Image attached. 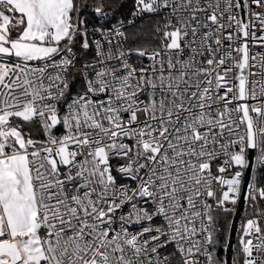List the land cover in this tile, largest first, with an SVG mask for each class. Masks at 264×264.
I'll return each mask as SVG.
<instances>
[{"label": "snow or ice", "instance_id": "1", "mask_svg": "<svg viewBox=\"0 0 264 264\" xmlns=\"http://www.w3.org/2000/svg\"><path fill=\"white\" fill-rule=\"evenodd\" d=\"M125 7L0 0V264H264V0Z\"/></svg>", "mask_w": 264, "mask_h": 264}, {"label": "water", "instance_id": "2", "mask_svg": "<svg viewBox=\"0 0 264 264\" xmlns=\"http://www.w3.org/2000/svg\"><path fill=\"white\" fill-rule=\"evenodd\" d=\"M242 15H243V11H242ZM244 195H246V186L244 188V191L242 192L241 199H240L239 203L237 204L236 210L232 216V221H233L236 229H238V226L240 225V223L242 221L244 210H245L247 203H248V201L246 199H244ZM235 235H238V232L234 233V236Z\"/></svg>", "mask_w": 264, "mask_h": 264}, {"label": "trees", "instance_id": "3", "mask_svg": "<svg viewBox=\"0 0 264 264\" xmlns=\"http://www.w3.org/2000/svg\"><path fill=\"white\" fill-rule=\"evenodd\" d=\"M121 2L125 3L126 4V7L122 10L124 15L127 16L130 12V9H131V2L132 0H121ZM103 22V21H101ZM141 21H138L137 24H140ZM251 214V208L249 205L246 206L245 210H244V214H243V217H242V222L245 220V218H248ZM232 216L233 214L231 215L230 219L232 220Z\"/></svg>", "mask_w": 264, "mask_h": 264}, {"label": "built area", "instance_id": "4", "mask_svg": "<svg viewBox=\"0 0 264 264\" xmlns=\"http://www.w3.org/2000/svg\"><path fill=\"white\" fill-rule=\"evenodd\" d=\"M241 3H243V0H241ZM257 10H259V9H257ZM240 16H241V18L242 19H246L247 17H246V14H245V12L243 11V15H242V11L240 12ZM138 22V21H137ZM256 49H253V51H255ZM59 131V130H58ZM247 205H249L250 206V208H251V214H250V216L248 217V218H251V216L254 214V212H255V208L250 204V202L248 201V203H247ZM237 207V206H236ZM258 207H260V208H264V204H260V205H258ZM241 223H242V221H241ZM241 223H240V225H241ZM240 225L238 226V229H239V227H240ZM136 230H139V229H136ZM239 234V233H238Z\"/></svg>", "mask_w": 264, "mask_h": 264}]
</instances>
